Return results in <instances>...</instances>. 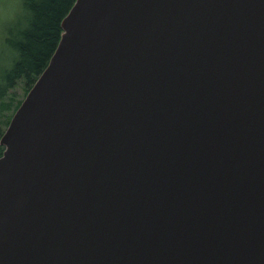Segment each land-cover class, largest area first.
<instances>
[{"label": "water", "instance_id": "95a60500", "mask_svg": "<svg viewBox=\"0 0 264 264\" xmlns=\"http://www.w3.org/2000/svg\"><path fill=\"white\" fill-rule=\"evenodd\" d=\"M0 137V264H264V0H76Z\"/></svg>", "mask_w": 264, "mask_h": 264}, {"label": "trees", "instance_id": "16d2710c", "mask_svg": "<svg viewBox=\"0 0 264 264\" xmlns=\"http://www.w3.org/2000/svg\"><path fill=\"white\" fill-rule=\"evenodd\" d=\"M75 1L23 0L29 13L27 27L3 35L1 46L5 63L0 68V113L7 114L4 126H8L35 80L47 67L61 38V22ZM19 83L23 89L20 99L15 93ZM3 132L0 128V137ZM2 152L0 145V156Z\"/></svg>", "mask_w": 264, "mask_h": 264}, {"label": "clouds", "instance_id": "9594fccd", "mask_svg": "<svg viewBox=\"0 0 264 264\" xmlns=\"http://www.w3.org/2000/svg\"><path fill=\"white\" fill-rule=\"evenodd\" d=\"M28 15L23 0H0V35L26 28Z\"/></svg>", "mask_w": 264, "mask_h": 264}, {"label": "rangeland", "instance_id": "374dc122", "mask_svg": "<svg viewBox=\"0 0 264 264\" xmlns=\"http://www.w3.org/2000/svg\"><path fill=\"white\" fill-rule=\"evenodd\" d=\"M2 37H3V35H0V68L5 63V61L2 59V57H3V54H2V50L3 49H2V46H1ZM15 93L17 94L19 99L22 97L23 89H22V84L21 83H19L18 86L16 87ZM6 115L7 114H5V113H0V124H1L0 128H1L2 131H4L5 128H6V126L3 125V121H4Z\"/></svg>", "mask_w": 264, "mask_h": 264}]
</instances>
